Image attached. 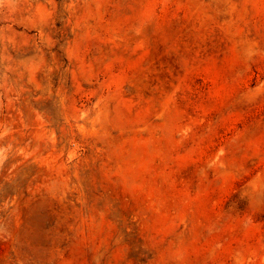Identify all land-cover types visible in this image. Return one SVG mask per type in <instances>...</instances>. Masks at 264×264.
I'll list each match as a JSON object with an SVG mask.
<instances>
[{
    "label": "rangeland",
    "instance_id": "1",
    "mask_svg": "<svg viewBox=\"0 0 264 264\" xmlns=\"http://www.w3.org/2000/svg\"><path fill=\"white\" fill-rule=\"evenodd\" d=\"M0 264H264V0H0Z\"/></svg>",
    "mask_w": 264,
    "mask_h": 264
}]
</instances>
